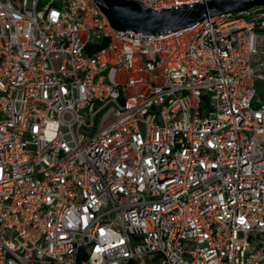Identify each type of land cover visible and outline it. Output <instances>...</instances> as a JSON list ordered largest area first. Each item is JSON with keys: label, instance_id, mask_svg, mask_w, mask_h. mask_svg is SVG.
Returning a JSON list of instances; mask_svg holds the SVG:
<instances>
[{"label": "built area", "instance_id": "2783aa9c", "mask_svg": "<svg viewBox=\"0 0 264 264\" xmlns=\"http://www.w3.org/2000/svg\"><path fill=\"white\" fill-rule=\"evenodd\" d=\"M0 264H264V6L0 0Z\"/></svg>", "mask_w": 264, "mask_h": 264}, {"label": "water", "instance_id": "95a60500", "mask_svg": "<svg viewBox=\"0 0 264 264\" xmlns=\"http://www.w3.org/2000/svg\"><path fill=\"white\" fill-rule=\"evenodd\" d=\"M117 31L162 35L184 30L206 18L237 14L264 6V0H206L174 8L153 10L127 0H92Z\"/></svg>", "mask_w": 264, "mask_h": 264}, {"label": "rangeland", "instance_id": "374dc122", "mask_svg": "<svg viewBox=\"0 0 264 264\" xmlns=\"http://www.w3.org/2000/svg\"><path fill=\"white\" fill-rule=\"evenodd\" d=\"M253 66H254V69H257V68H258L255 64H254ZM257 85H258V86H257V88H258V91H257V92H258L259 95H260L262 91H260L259 88H260V87L262 88V84H261V83H257Z\"/></svg>", "mask_w": 264, "mask_h": 264}, {"label": "trees", "instance_id": "16d2710c", "mask_svg": "<svg viewBox=\"0 0 264 264\" xmlns=\"http://www.w3.org/2000/svg\"><path fill=\"white\" fill-rule=\"evenodd\" d=\"M230 14H232V13H230ZM238 14H239V13H237V14H232V15H233V17H237Z\"/></svg>", "mask_w": 264, "mask_h": 264}]
</instances>
